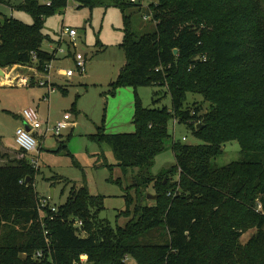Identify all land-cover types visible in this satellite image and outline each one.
<instances>
[{
  "label": "trees",
  "instance_id": "1",
  "mask_svg": "<svg viewBox=\"0 0 264 264\" xmlns=\"http://www.w3.org/2000/svg\"><path fill=\"white\" fill-rule=\"evenodd\" d=\"M75 1L80 7L104 4ZM113 1L124 13L120 46L127 59L115 89L158 86L155 95L165 93L172 100L171 108L145 107L138 100L133 133L109 134L99 127L91 136L110 144L115 166L124 174L138 170L131 184L136 195L127 191V210L120 215L130 219L113 226L101 218L105 196L93 194L86 185L74 187L57 211L41 209L34 185L39 169L26 156L12 160L0 166V227L8 229L0 237V264H28L39 250L46 264H76L81 255L88 256L87 264H128L129 258L137 264H264L262 0ZM146 2L153 28L139 36L127 11ZM68 3L53 0L49 6L22 0L18 8L29 12L33 23L14 16L0 20V67L35 63L42 71L56 60L57 50L43 49V43L52 40L44 33L45 22ZM189 94L209 104L190 109ZM172 120L192 129L202 143L176 140ZM229 142H238L245 158L218 166L215 159ZM168 148L177 164L158 177L152 172L154 162ZM152 184L159 197L145 203L143 192ZM76 220L83 222L81 228ZM251 229L257 232L242 246V236ZM155 230L168 233V238L147 242Z\"/></svg>",
  "mask_w": 264,
  "mask_h": 264
},
{
  "label": "rangeland",
  "instance_id": "2",
  "mask_svg": "<svg viewBox=\"0 0 264 264\" xmlns=\"http://www.w3.org/2000/svg\"><path fill=\"white\" fill-rule=\"evenodd\" d=\"M5 1L6 3H0V20L14 16L25 23H33L32 15L18 8L22 0ZM45 1L48 0H40L41 3ZM262 2L264 4V0ZM148 5L146 2L141 9L133 8L127 11V15L132 16L134 30L139 36L153 28L147 16ZM80 6L75 0H69L67 8L46 19L44 33L50 35L52 40H46L43 49L53 52L59 48L63 39L60 48L66 54L71 47L72 52L86 56V71H77L74 61L58 50L51 70L56 91L45 100L43 96L47 93V87H29L22 84V77H15L18 74L27 75L26 77L29 74V77L39 75L35 63L22 65L17 69L15 66L2 68L7 71L12 83L0 85V141L15 145L17 129L23 126V110L36 109L45 123L41 129L44 136L35 135L40 144L42 142L43 148L39 147L36 153L29 155L20 148L15 149V152L19 158L26 156L29 160L38 156L39 165L34 168L39 169V173L34 185L40 199L49 198L52 204L60 206L66 204L74 187L82 188L86 185L93 194L105 196V209L101 212V218L110 220L113 226H124L130 219L120 216L122 211L127 210L124 196L127 191L136 195V188L131 187V184L132 175L138 170L124 174L122 168L115 166L117 159L110 144L92 140L91 136L98 133L99 127H104L109 134L133 133L136 131L134 116L138 100L143 106L150 108H171L172 100L165 93L157 97L155 92L159 90L158 86L145 85L135 90L123 85L115 89L113 83L117 81L127 62L125 50L120 46L125 38L124 13L113 0H104V4L95 7ZM66 28L77 30L76 48L70 38L64 35ZM68 69L76 70V74L71 78L62 75L61 71ZM154 98L161 99L154 103ZM202 102H205L202 96L189 94L186 106L193 109ZM66 114L71 115L70 126L63 130L61 136L47 131L48 124L53 128ZM170 131L176 140L191 145L202 143L192 129L174 120L170 122ZM63 143L67 144V149H60ZM223 150V154L215 159L218 166L245 158L238 142L225 144ZM5 164L9 163L6 161L0 163V166ZM176 164V156L172 148H168L156 157L152 172L158 175ZM119 179L122 180L121 184L117 182ZM155 192L152 184L143 192V202L152 203L153 199L148 195L156 194ZM7 232V228L0 227V237H4ZM162 232L155 230L145 240L152 243L164 242L168 233ZM256 232V229L246 232L240 240L242 246H245ZM126 262L137 264L133 258Z\"/></svg>",
  "mask_w": 264,
  "mask_h": 264
},
{
  "label": "built area",
  "instance_id": "3",
  "mask_svg": "<svg viewBox=\"0 0 264 264\" xmlns=\"http://www.w3.org/2000/svg\"><path fill=\"white\" fill-rule=\"evenodd\" d=\"M40 1V0H37ZM69 2V0H68ZM44 4L47 5H52L53 4V0H48L45 1ZM64 35L68 36L70 38V41L73 45L74 48H76V38L78 35V32L76 29L74 28H66L64 31ZM63 41V39H62ZM60 46L62 45V42ZM59 46V48H60ZM57 49V51L59 50L60 53L66 54V52L60 48ZM71 48V47H70ZM35 57L34 62L37 61L36 58V53L33 54ZM66 57H70L76 66V70L80 71V72H84L86 71V66H87V58L85 55L78 53V52H72L71 49L69 50V52H67ZM52 64L53 61L47 63L44 67V69L42 71L39 70V77L36 78L35 77H26L24 79L26 84H30L31 82H34L35 84L39 85V86H43V87H47V93L44 95V99L48 100L49 96L56 91V87H55V83L53 81V77L51 74V70H52ZM76 70L74 69H68L65 70L63 72L64 76H67L69 78L73 77L76 74ZM22 117L23 120L25 121V123H27L30 127L31 130H28L25 126L23 127H19L17 129L16 132V143L17 145L26 153H36L39 149V145L40 142L38 141L37 137L34 134V131H40L43 126V120L41 119L39 112L34 109V108H26L23 110L22 112ZM71 119V115L70 114H66L64 116V119L62 121H60L58 124H56L53 128L51 127H47V131L49 132H54L55 135L61 136L63 130L68 129L70 124H69V120ZM186 140V138H184V141ZM31 163L34 167H38L39 165V158L38 156H35V158H33L31 160ZM49 206L52 211H57L58 210V206L51 204L50 199L49 198H43L41 199V203H40V208L44 209L45 207ZM46 214V212H45ZM44 214V215H45ZM75 226L81 228L83 226V222L81 220H76L75 221ZM45 234L48 235V231H45ZM48 242L50 241L49 239H47ZM88 263V256L87 255H81V260L80 262L76 263V264H87ZM28 264H46L44 262V251L43 250H39L37 251L33 256H32V260L28 263Z\"/></svg>",
  "mask_w": 264,
  "mask_h": 264
},
{
  "label": "crops",
  "instance_id": "4",
  "mask_svg": "<svg viewBox=\"0 0 264 264\" xmlns=\"http://www.w3.org/2000/svg\"><path fill=\"white\" fill-rule=\"evenodd\" d=\"M126 65V64H125ZM18 67H22V65H16L15 66V69H17ZM5 69V68H4ZM5 71V70H4ZM65 70H62L61 72H62V75H63V72H64ZM6 72V75H8V77H9V74H7V71H5ZM26 76L27 75H22V74H18V75H15V77H22V79H21V81H22V84L24 83L25 85H27V86H29V87H35V86H39V85H37V84H35L34 82H31L30 84H26L25 83V81H24V79L26 78ZM29 76H30V74H29ZM28 76V77H29ZM37 77H39V75H36V78ZM8 79V80H7ZM7 82L8 83H12V81L9 79V78H6V77H0V85H3V84H7ZM55 83V82H54ZM44 97V96H43ZM22 119H23V117H22ZM71 120V119H70ZM69 120V121H70ZM44 123V122H43ZM45 124V123H44ZM69 124H70V122H69ZM23 126H25L26 128H29L30 130H31V127L27 124V123H25V121L23 120ZM23 126H19V127H23ZM48 126H49V124H48ZM18 127V128H19ZM49 127H51V126H49ZM52 128V127H51ZM34 134L35 135H37L38 137L40 136H44V133L42 132V130H40V131H34ZM42 139L40 138V141H41ZM41 146H40V148L42 149L43 147H42V142H41V144H40ZM18 148H20L18 145H17V143H16V139H15V145H7L5 142H2V141H0V158H1V160H0V163H5L6 161L8 162V163H10L12 160H15V159H21V158H19L17 155H16V152H15V149H18ZM21 149V148H20ZM22 150V149H21ZM30 154V153H29ZM28 154V155H29ZM32 154H34V153H32ZM5 165H7V164H5ZM1 166H3V165H1Z\"/></svg>",
  "mask_w": 264,
  "mask_h": 264
},
{
  "label": "water",
  "instance_id": "5",
  "mask_svg": "<svg viewBox=\"0 0 264 264\" xmlns=\"http://www.w3.org/2000/svg\"><path fill=\"white\" fill-rule=\"evenodd\" d=\"M175 53H178L177 49L175 50ZM0 72L3 73L4 75L6 74L4 69H2L1 67H0ZM199 126H202V125H199ZM27 129L30 130L29 128H27ZM53 195H54V191H52V197H53ZM148 197L150 199L156 200L159 196L157 194H149Z\"/></svg>",
  "mask_w": 264,
  "mask_h": 264
}]
</instances>
